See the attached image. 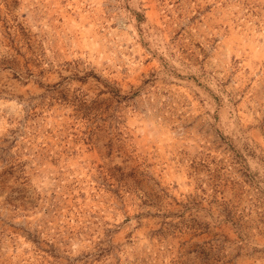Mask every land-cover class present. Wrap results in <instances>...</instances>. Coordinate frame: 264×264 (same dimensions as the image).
<instances>
[{
    "label": "rangeland",
    "instance_id": "rangeland-1",
    "mask_svg": "<svg viewBox=\"0 0 264 264\" xmlns=\"http://www.w3.org/2000/svg\"><path fill=\"white\" fill-rule=\"evenodd\" d=\"M0 264H264V0H0Z\"/></svg>",
    "mask_w": 264,
    "mask_h": 264
}]
</instances>
